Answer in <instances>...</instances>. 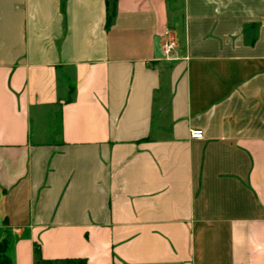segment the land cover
Returning a JSON list of instances; mask_svg holds the SVG:
<instances>
[{
    "label": "crops",
    "instance_id": "1",
    "mask_svg": "<svg viewBox=\"0 0 264 264\" xmlns=\"http://www.w3.org/2000/svg\"><path fill=\"white\" fill-rule=\"evenodd\" d=\"M4 229L9 264H264V0H0Z\"/></svg>",
    "mask_w": 264,
    "mask_h": 264
},
{
    "label": "trees",
    "instance_id": "2",
    "mask_svg": "<svg viewBox=\"0 0 264 264\" xmlns=\"http://www.w3.org/2000/svg\"><path fill=\"white\" fill-rule=\"evenodd\" d=\"M109 19V15H108ZM11 243V234L8 230L4 229L2 236L0 237V264H9L10 259L8 257L7 251ZM34 264H86L82 260H47L41 257L38 245H34Z\"/></svg>",
    "mask_w": 264,
    "mask_h": 264
},
{
    "label": "built area",
    "instance_id": "3",
    "mask_svg": "<svg viewBox=\"0 0 264 264\" xmlns=\"http://www.w3.org/2000/svg\"><path fill=\"white\" fill-rule=\"evenodd\" d=\"M174 46H175V42L174 41H169V42L165 43L163 45V47H162V54L164 56L170 55V53H171L172 49L174 48ZM202 135L203 134H202V131L201 130H193L190 133V136L192 138H201Z\"/></svg>",
    "mask_w": 264,
    "mask_h": 264
}]
</instances>
